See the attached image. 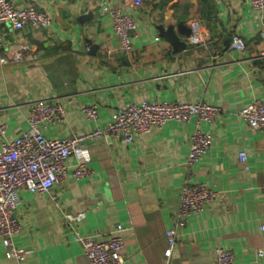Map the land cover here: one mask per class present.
I'll return each mask as SVG.
<instances>
[{"label": "crops", "instance_id": "1", "mask_svg": "<svg viewBox=\"0 0 264 264\" xmlns=\"http://www.w3.org/2000/svg\"><path fill=\"white\" fill-rule=\"evenodd\" d=\"M11 1L46 10L52 23L47 29L2 26L6 46L0 49V99L7 107L3 120L9 140L28 129L26 105L42 99L60 98L66 105L65 122L49 126V138L105 127L128 103L205 101L221 114L203 124L212 146L191 168L187 162L195 122L170 121L134 144L114 139L90 144L93 174L88 178L69 175L49 194L21 190L16 214L23 228L14 240L34 253L21 263L8 259L0 240V264H88L64 221L65 214L79 212L86 214L76 226L84 235L104 240L118 224L125 228L128 264H218L217 248L232 250L235 264H264L258 255L264 250V132L251 130L239 116L264 98V20L250 0ZM113 8L137 23L129 53L120 50L109 14ZM180 24L192 28V36L197 26L211 46H192V36L178 32ZM172 27L186 42L182 50L166 38ZM235 35L246 42L242 53L230 49ZM20 46L28 47L20 63H1L10 47ZM91 105L98 107L96 122L82 112ZM241 152L247 162L239 160ZM195 182L215 189L218 197L180 229L166 257L165 233L181 189Z\"/></svg>", "mask_w": 264, "mask_h": 264}, {"label": "built area", "instance_id": "2", "mask_svg": "<svg viewBox=\"0 0 264 264\" xmlns=\"http://www.w3.org/2000/svg\"><path fill=\"white\" fill-rule=\"evenodd\" d=\"M139 3L143 0H125ZM251 8L264 20V0H250ZM114 32L121 41L123 53L132 51L131 33L137 29V23L120 8L109 10ZM52 16L46 10L34 5L16 6L11 0H0V49L6 46L2 32L4 24H10L15 30L26 27L47 29L51 26ZM195 34L190 39L192 46L208 48L211 42L203 38L194 26ZM230 49L242 53L246 49L245 40L235 35L232 37ZM27 46L10 47L2 64L20 63ZM214 58L218 52L214 50ZM264 56V54H262ZM67 103L72 102L68 97ZM28 129L16 139L9 140L7 124L3 116L7 107L0 99V240L6 248V257L23 262L34 253L33 249L19 248L15 244V236L23 228L16 214L21 204L20 191L25 189L31 193L49 194L50 191L69 175L76 179L88 178L93 174L89 166L88 146L100 139H114L123 144H134L135 141L149 135L153 128H161L167 122L175 121L188 124L195 122V131L191 137V149L188 167L196 165L210 150L212 135L203 129V124H211L221 114V109L205 101L196 103L166 102L161 100L128 103L116 110L111 121L105 127L81 135L68 138H49L45 131L51 125H62L67 117L65 102L60 98L42 99L26 105ZM89 122L99 118L97 105L86 106L82 110ZM239 116L246 121L251 130L264 132V98L239 111ZM71 158L75 164H70ZM241 162H247L245 152L239 154ZM218 197V192L203 182L186 184L179 195V207L172 226L166 231L167 250L165 256L170 257L177 243L179 231L189 219L201 214ZM55 200V198H53ZM86 219L85 212L67 213L65 224L73 233L74 241L82 246L88 264H128L123 255L125 228L118 224L107 239H98L96 235H84L77 229ZM218 264H235L232 250L217 248ZM258 255L264 256V250Z\"/></svg>", "mask_w": 264, "mask_h": 264}, {"label": "water", "instance_id": "3", "mask_svg": "<svg viewBox=\"0 0 264 264\" xmlns=\"http://www.w3.org/2000/svg\"><path fill=\"white\" fill-rule=\"evenodd\" d=\"M178 32L190 38L192 36V28L186 26L185 24H180L178 26ZM166 38L172 43V45L176 48L177 51L182 50L186 47V42H182L178 37V33L172 27L169 29V32L166 34Z\"/></svg>", "mask_w": 264, "mask_h": 264}]
</instances>
